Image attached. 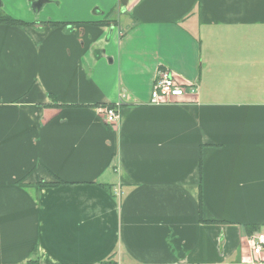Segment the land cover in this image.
Masks as SVG:
<instances>
[{
	"label": "crops",
	"instance_id": "0c3cea01",
	"mask_svg": "<svg viewBox=\"0 0 264 264\" xmlns=\"http://www.w3.org/2000/svg\"><path fill=\"white\" fill-rule=\"evenodd\" d=\"M0 13V264H258L264 0ZM161 69L196 93L152 102Z\"/></svg>",
	"mask_w": 264,
	"mask_h": 264
},
{
	"label": "built area",
	"instance_id": "2783aa9c",
	"mask_svg": "<svg viewBox=\"0 0 264 264\" xmlns=\"http://www.w3.org/2000/svg\"><path fill=\"white\" fill-rule=\"evenodd\" d=\"M195 93V88L181 82L171 71L161 69L155 78L151 101L154 103L173 102L187 94ZM104 112L108 123L112 125L118 123L119 110L116 107H106ZM249 241L252 254L257 258L256 262L263 264L264 258L261 254L264 251V233L252 235Z\"/></svg>",
	"mask_w": 264,
	"mask_h": 264
},
{
	"label": "trees",
	"instance_id": "16d2710c",
	"mask_svg": "<svg viewBox=\"0 0 264 264\" xmlns=\"http://www.w3.org/2000/svg\"><path fill=\"white\" fill-rule=\"evenodd\" d=\"M0 23H4V24H9V25H27V23L22 22L20 20L14 19L11 16L5 14V13H0ZM106 21H101V22H93V24H106ZM46 24H50V25H63V26H67L69 24H73V23H69V22H55V21H51V22H46ZM58 182L54 183H48V182H41V186H54L56 185ZM25 185V184H23Z\"/></svg>",
	"mask_w": 264,
	"mask_h": 264
},
{
	"label": "rangeland",
	"instance_id": "374dc122",
	"mask_svg": "<svg viewBox=\"0 0 264 264\" xmlns=\"http://www.w3.org/2000/svg\"><path fill=\"white\" fill-rule=\"evenodd\" d=\"M249 245H250V241H249ZM250 247H251V245H250Z\"/></svg>",
	"mask_w": 264,
	"mask_h": 264
}]
</instances>
